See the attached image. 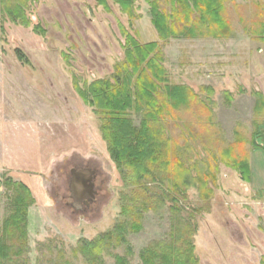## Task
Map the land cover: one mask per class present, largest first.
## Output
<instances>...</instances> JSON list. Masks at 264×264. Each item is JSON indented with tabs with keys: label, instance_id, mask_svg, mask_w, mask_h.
I'll list each match as a JSON object with an SVG mask.
<instances>
[{
	"label": "rangeland",
	"instance_id": "obj_1",
	"mask_svg": "<svg viewBox=\"0 0 264 264\" xmlns=\"http://www.w3.org/2000/svg\"><path fill=\"white\" fill-rule=\"evenodd\" d=\"M105 1L108 12L97 0H27L29 27L11 22L0 5V183L21 182L34 200L27 209V251L14 264H86L73 249L112 229L122 202L132 198L107 153L99 119L74 90L75 81L111 77L124 58L119 26L140 44L159 43L169 84L186 86L197 97L170 111L162 126L192 168L190 177L209 172L214 178L207 181V200L188 187L181 201L186 214L200 210L192 222L198 264H261L264 110L255 115L253 93L264 100V44L250 33L264 20V0H223L228 37L214 39L202 30L198 37L167 41L151 25L143 0H135L132 21ZM132 119L138 126L140 118ZM228 146L248 161L249 183L218 160ZM80 168L95 175L90 210L72 207L69 195L70 171ZM10 195L0 187V237L12 211ZM169 206L143 213L141 230L127 236L128 264H141V250L168 237L175 217ZM125 253L124 247L106 248L101 264H115L112 255Z\"/></svg>",
	"mask_w": 264,
	"mask_h": 264
},
{
	"label": "trees",
	"instance_id": "obj_2",
	"mask_svg": "<svg viewBox=\"0 0 264 264\" xmlns=\"http://www.w3.org/2000/svg\"><path fill=\"white\" fill-rule=\"evenodd\" d=\"M26 1L0 0L1 13L11 22L29 27L25 14ZM111 1L129 21L136 19L135 0ZM143 1L149 8L151 25L162 41L198 37L203 34L202 30L214 39L231 34L230 23L223 16V0ZM97 2L109 11L105 0ZM167 6L169 10L165 9ZM119 33L124 40V58L115 64L111 77L82 85L75 81L74 90L99 119L107 153L123 185L132 189L133 199L122 202L121 218L112 229L91 241H79L73 255L82 257L86 264H101L106 248L124 247L125 256L112 255V258L115 264H128L126 257L131 255V250L127 236L141 230L143 213L169 203L168 209L175 215L169 235L141 250V264H198L193 249L196 228L192 222L200 210L186 214L181 201L185 202L188 187L198 189L202 200H207L212 193L207 181L213 176L207 172L191 178L192 168L182 161L176 141L165 135L162 126L169 118L167 115L171 119L170 111L180 105H191L197 97L186 86L169 84L159 43L140 44L123 26H119ZM250 35L264 44V20L258 22L256 31L251 28ZM16 53L21 59L19 51ZM253 95L257 115L264 110V100L259 93ZM200 105L204 108L202 101ZM132 115L140 118L138 126L134 125ZM261 150L264 153V148ZM218 154V160L238 172L243 182L251 181L248 161L244 157H237L232 146ZM1 186L11 191L8 199L12 211L2 223L0 264H14L27 251V209L34 200L29 188L21 182L5 180L0 183ZM261 264H264V260Z\"/></svg>",
	"mask_w": 264,
	"mask_h": 264
},
{
	"label": "water",
	"instance_id": "obj_3",
	"mask_svg": "<svg viewBox=\"0 0 264 264\" xmlns=\"http://www.w3.org/2000/svg\"><path fill=\"white\" fill-rule=\"evenodd\" d=\"M70 174L72 175V177L69 181V188L71 190L70 193L72 195V199L81 201V200H86L87 198L91 197L93 184L90 183L92 179L90 175H92V172L88 170H82V171L71 170ZM81 175L82 176L87 175V178L84 179V181H81L79 179ZM73 194H75L77 198L74 197Z\"/></svg>",
	"mask_w": 264,
	"mask_h": 264
},
{
	"label": "flooded vegetation",
	"instance_id": "obj_4",
	"mask_svg": "<svg viewBox=\"0 0 264 264\" xmlns=\"http://www.w3.org/2000/svg\"><path fill=\"white\" fill-rule=\"evenodd\" d=\"M75 171H82V170H88L87 168H80V169H74ZM89 171V170H88ZM87 175H89V174H87ZM87 175L86 176H80V180L81 181H84V179H86L87 178ZM72 176V175H71ZM91 177H92V179H91V181H90V183H92L93 184V187H92V196L91 197H89V198H87L86 200H81V201H77V200H73L72 199V195H71V193H70V188H69V183H68V188H69V195H70V199L73 201V203H72V207H74L75 209H81L82 207H84V208H86V209H88V210H90V209H92L93 208V206H95L94 204H95V202H96V197H97V192L95 191V178H94V176H92V175H90ZM70 181V180H69ZM74 195V197H76V195L75 194H73ZM77 198V197H76Z\"/></svg>",
	"mask_w": 264,
	"mask_h": 264
}]
</instances>
